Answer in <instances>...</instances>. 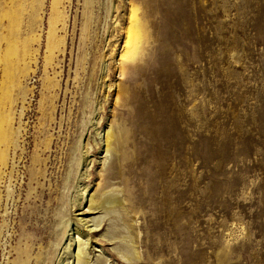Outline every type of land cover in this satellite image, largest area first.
<instances>
[{"label": "rangeland", "instance_id": "obj_1", "mask_svg": "<svg viewBox=\"0 0 264 264\" xmlns=\"http://www.w3.org/2000/svg\"><path fill=\"white\" fill-rule=\"evenodd\" d=\"M176 18L168 62L173 83L186 77L187 166L183 179L172 176L187 195L173 206L186 214L158 227L163 204L149 203L142 179V259L128 262L121 239L102 235L128 242L129 217L104 218L87 199L113 190L128 210L139 206L124 173L139 154L144 72L129 66L153 57L157 27ZM142 23L149 41L140 46ZM109 127L118 141L110 156ZM113 163L121 177L111 181ZM98 217L90 264H264V0H0V264H29L66 226ZM64 252L55 264H72L75 251Z\"/></svg>", "mask_w": 264, "mask_h": 264}, {"label": "bare ground", "instance_id": "obj_2", "mask_svg": "<svg viewBox=\"0 0 264 264\" xmlns=\"http://www.w3.org/2000/svg\"><path fill=\"white\" fill-rule=\"evenodd\" d=\"M173 21L174 20H169L167 23L161 24V28L157 27L159 36L158 39L155 38V41L152 42L151 55L153 54V57L148 60L144 57L146 61L145 64L140 63L129 66L132 67L133 70L137 69V67H142L143 70L141 72H144V76L139 80L142 84L135 88L136 98L134 99L137 103V110L135 111L138 112L136 124L138 126L139 136V139L134 143L136 146L135 150H137V148L139 149V154L136 156L134 154L130 162L125 166L127 169L124 173V179H126V182H130L133 185L135 189L133 194L135 196L136 205H138L143 196V192L140 188V183H142L141 180L145 177L149 178V186L152 192L151 197L148 198L149 203L163 204L162 207L155 208L154 219L157 221L158 227H163L169 222L179 221L184 218L186 214L185 210H181V213H176L175 210L178 207L176 206L175 208L173 206L175 198L181 199L187 195L186 185L183 183L184 185L181 186L180 184L182 183L180 182V184H178L174 177L177 175L178 180H180V178L183 179L187 166V84L184 74L178 85L171 80V67L168 62L171 56L170 51L177 46L174 40L181 38V33L173 29V26L178 23V18L175 19V22ZM130 34H128V36L132 38ZM148 36L149 33L144 24H139L137 36L138 44L140 46L146 44L149 41ZM129 43L130 39L126 40V44L128 45ZM156 43L157 45L155 46ZM187 47V45L181 44L179 49L185 50ZM181 97L183 99H181ZM104 138L106 155L110 156L114 150H116V153L118 151V141L111 127L105 131ZM126 156L129 155L124 154L121 158L125 157L126 159ZM147 160L150 162V167L148 173H143L140 168ZM115 163L111 166L113 169L112 176L109 178L111 181L121 174V170H119L120 166H118V163ZM125 174H127L128 177H126ZM173 174L175 175L172 176ZM84 190L85 188L83 189V193L81 192V198L78 202L80 205L83 203L81 201L86 199ZM158 195L159 198L157 197ZM87 203L89 205V211L96 210L102 211L103 213L105 212L106 215L104 218H106L110 212H113L117 215V218L119 217V221L127 224L123 216L126 218L129 217L131 232L134 235L128 242L125 241L123 235L119 236V233L113 234L111 231L102 235V237L104 238L110 235L111 238L108 239H121L123 243L120 246V250L123 251L120 252V256L128 262H140L142 255L138 251L134 241L136 238L139 239L140 224L138 215L141 214L140 204L128 210L125 206V201L113 190H105L98 196L96 194L90 195L87 199ZM78 215H82V213ZM104 218H92V225H88L89 220L85 218L75 219L76 222H74L73 226H66L56 236V240H54L56 241L55 244L48 243L49 245L47 244L46 247H43L39 256L34 259H27V261L29 264H55L54 262L59 255H57L59 251L64 250L65 254H70L71 250H74L75 252L77 251V253L74 252L73 257L75 264H90L88 253L89 239L92 238L93 234L102 230L99 228L102 226V223L105 222ZM123 229H127V226L124 225ZM74 261H70L69 263L73 264Z\"/></svg>", "mask_w": 264, "mask_h": 264}]
</instances>
